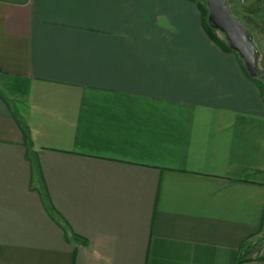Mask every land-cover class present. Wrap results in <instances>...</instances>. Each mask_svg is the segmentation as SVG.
<instances>
[{
	"label": "crops",
	"instance_id": "0c3cea01",
	"mask_svg": "<svg viewBox=\"0 0 264 264\" xmlns=\"http://www.w3.org/2000/svg\"><path fill=\"white\" fill-rule=\"evenodd\" d=\"M263 228L264 98L196 4L0 0V264H264Z\"/></svg>",
	"mask_w": 264,
	"mask_h": 264
},
{
	"label": "water",
	"instance_id": "95a60500",
	"mask_svg": "<svg viewBox=\"0 0 264 264\" xmlns=\"http://www.w3.org/2000/svg\"><path fill=\"white\" fill-rule=\"evenodd\" d=\"M206 5L208 25L225 36L228 47L237 53L251 77H263L257 66L253 35L241 20L233 16L227 0H206Z\"/></svg>",
	"mask_w": 264,
	"mask_h": 264
},
{
	"label": "rangeland",
	"instance_id": "374dc122",
	"mask_svg": "<svg viewBox=\"0 0 264 264\" xmlns=\"http://www.w3.org/2000/svg\"><path fill=\"white\" fill-rule=\"evenodd\" d=\"M199 8L206 7V0H189ZM227 5L234 17L241 20L253 35V43L257 48V66L259 71L264 72V53L257 45L258 37L263 33V1L262 0H227ZM208 13L205 16L207 19ZM215 31V30H214ZM221 39L222 34L219 31L214 32ZM209 36V35H208ZM210 38V37H209ZM211 39V38H210ZM220 47V46H219ZM260 71V72H261ZM261 93L264 98V80H261ZM243 258H256L264 256V228L253 239L246 241L241 249Z\"/></svg>",
	"mask_w": 264,
	"mask_h": 264
},
{
	"label": "trees",
	"instance_id": "16d2710c",
	"mask_svg": "<svg viewBox=\"0 0 264 264\" xmlns=\"http://www.w3.org/2000/svg\"><path fill=\"white\" fill-rule=\"evenodd\" d=\"M207 7V5H206ZM199 9L201 11V14L203 16V25H204V28H205V31L207 32V34L209 35V37L211 38V40H213L218 46H220V48L225 51V52H229V53H234L237 55L236 52H234L233 50H231L228 45H227V42H226V39H225V36L222 34L223 38L221 39L220 37H218L214 32H216L217 30L214 31V29H212L209 25H208V22H207V19L205 18V16L207 15L208 13V8L205 9V7H200L199 6ZM218 32V31H217ZM220 33V32H219ZM238 57V55H237ZM239 59V62H240V65L241 67L243 68V70L245 71V73L247 74V76L249 78H251L253 80V82L260 88L261 91L262 90V85H261V80H264V76L263 77H256V78H253L249 75L248 71L246 70L245 66H244V63L243 61L238 57ZM261 71V70H260ZM261 73L264 74V72L261 71ZM53 210V211H52ZM51 215H53L54 217L57 216V213L55 212L54 209L51 208ZM56 215V216H55ZM59 224L65 228V230L68 232H71L70 231V226L68 225V223L63 219V218H60L59 220ZM261 259H264V256L261 257ZM241 261L240 257H237V264Z\"/></svg>",
	"mask_w": 264,
	"mask_h": 264
}]
</instances>
